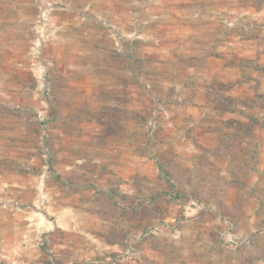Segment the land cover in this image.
<instances>
[{"label": "rangeland", "instance_id": "rangeland-1", "mask_svg": "<svg viewBox=\"0 0 264 264\" xmlns=\"http://www.w3.org/2000/svg\"><path fill=\"white\" fill-rule=\"evenodd\" d=\"M0 264H264V0H0Z\"/></svg>", "mask_w": 264, "mask_h": 264}, {"label": "trees", "instance_id": "trees-1", "mask_svg": "<svg viewBox=\"0 0 264 264\" xmlns=\"http://www.w3.org/2000/svg\"><path fill=\"white\" fill-rule=\"evenodd\" d=\"M97 261H99V260H97Z\"/></svg>", "mask_w": 264, "mask_h": 264}]
</instances>
